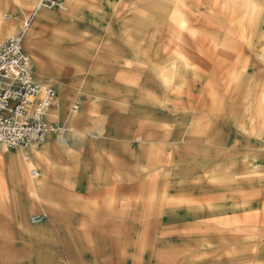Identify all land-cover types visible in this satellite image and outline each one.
Masks as SVG:
<instances>
[{
  "label": "crops",
  "instance_id": "obj_1",
  "mask_svg": "<svg viewBox=\"0 0 264 264\" xmlns=\"http://www.w3.org/2000/svg\"><path fill=\"white\" fill-rule=\"evenodd\" d=\"M88 65L40 58L33 71L56 90L57 102L58 91L67 100L62 123L59 102L49 118L63 138L53 132L17 149L0 143V264H249L253 222L205 231L217 216L189 217L176 202L186 191V165L166 157L171 141L148 126L145 116L155 108L138 91L142 83L153 92L154 77L124 66L121 55L105 61L92 80ZM72 98L80 108H69ZM111 101L104 111L101 102ZM27 162L35 169L29 172ZM198 226L203 233L186 234Z\"/></svg>",
  "mask_w": 264,
  "mask_h": 264
},
{
  "label": "bare ground",
  "instance_id": "obj_2",
  "mask_svg": "<svg viewBox=\"0 0 264 264\" xmlns=\"http://www.w3.org/2000/svg\"><path fill=\"white\" fill-rule=\"evenodd\" d=\"M66 1L71 13L67 19L42 11V6L51 7L41 0L33 8L27 4L36 17L31 27L27 19L18 24L16 17L0 13V39L28 27L26 35L17 38L22 49L24 38L31 50L36 27L58 21L52 29L59 33L55 39L61 45L49 47L50 61L82 68L88 63L93 78L105 61L121 55L124 66L150 73L154 91H143L142 83L138 90L157 108L145 116L153 115L148 126L171 141L166 157L186 165V191L176 202L193 211L189 217L217 216L203 225L205 231H228L244 219L259 223L247 232L251 244L245 250L251 255L249 264H264V0ZM44 50L40 57L31 51L36 67L45 59ZM196 94L204 98L200 110L191 107ZM57 105L56 99L51 117ZM162 105L168 108L163 111ZM26 166L30 172V163ZM197 228L185 232L203 233Z\"/></svg>",
  "mask_w": 264,
  "mask_h": 264
},
{
  "label": "built area",
  "instance_id": "obj_3",
  "mask_svg": "<svg viewBox=\"0 0 264 264\" xmlns=\"http://www.w3.org/2000/svg\"><path fill=\"white\" fill-rule=\"evenodd\" d=\"M41 3L59 7L62 0H41ZM56 99L53 87L35 80L31 58L21 48L20 39L1 42L0 142L9 149H17L44 142L53 132L63 138L62 130L49 120V110Z\"/></svg>",
  "mask_w": 264,
  "mask_h": 264
},
{
  "label": "rangeland",
  "instance_id": "obj_4",
  "mask_svg": "<svg viewBox=\"0 0 264 264\" xmlns=\"http://www.w3.org/2000/svg\"><path fill=\"white\" fill-rule=\"evenodd\" d=\"M8 1H11V3L8 4L7 3ZM38 2H40V0H25V4H22V3H19L18 0H5L4 4H0V7H1L0 13L2 14V16H14V17H16L15 21L18 24L19 23L21 24V20L27 19L28 20V25H29V27H31V26L35 25L36 17L34 15H31L32 12L31 11L29 12V10L26 9V7L31 6L33 3L37 4ZM66 2H67L66 0H62L63 4L61 6H59V7L47 8V7L42 6V11L50 12V13L56 14L58 16H66V19H67V18L71 17V13H69L70 9H69L68 4ZM102 3H103L102 1L99 2V4H102ZM27 4H28V6H27ZM35 4L32 5V8H33V6H35ZM20 6H23L24 9H21ZM5 20H8V19H5ZM58 20H60V19H58ZM43 23L44 24H42V26H39V27L37 26L36 27L37 35L32 37V40H31L32 48H31V50H29L26 47V45L24 44V38L22 39L23 49H24L25 52H27L29 54L31 60H32V52L35 53V54H38L39 57H40V55H41L40 53H42V51L45 48L48 49V50H46V49L44 50L45 59L46 60H50L49 59L50 58V54H49L50 49H49V47H52V46L56 47V45H58V46L61 45L59 42H57L58 40L55 39V37L58 38L59 33L57 32L56 29L55 30L52 29V27L55 26L58 23V21L43 22ZM88 25H89V23L87 22L86 26L88 27ZM28 29H30V28H28V27L26 28L25 27V30H23L22 26H21L20 29H19L18 35L14 36V37H8V38L5 37L3 39H0V42L5 41V40H7L9 38H17V37H20L21 35H22V37H24V35H26V32L28 31ZM114 29H117L116 26H114ZM98 30H99V28H98ZM23 32H24V34H23ZM103 37L104 36H102L101 38L103 39ZM100 42L102 43V41H100ZM91 58L93 59V57H91ZM90 61H89V63H90ZM68 63H69V61L63 62L62 64L68 65ZM32 68H33V71L36 68V65L34 64L33 61H32ZM101 70H102V67H100L98 69V72H101ZM34 74H36V73L34 72ZM98 74H96L95 78H98L97 77ZM95 78H91L90 80L95 79ZM93 86L96 88L95 85H93ZM81 90L84 91L86 89L83 88ZM58 96H59L58 102L60 104V108H59L60 117H59L58 121H59V123H62L63 118H62V115H61V110H63L67 100L65 99V97L62 95L61 92L59 93V91H58ZM194 97H195V99L192 100L193 104H191V107H193L194 110H196V108L198 107V110H200V106H203V104H204V100H203L204 98H203L202 94H200L199 97H198V94H196ZM70 100L73 101V102L71 101L70 104H69V108L70 109H73L74 106H77V108H80V106L78 105L77 101H74L73 98L70 99ZM96 103H97L96 100H93L92 108H97ZM101 103H102L101 107L103 108L104 111H107V110L111 109V107H113L112 105H110V104H113V101L108 102V103L107 102H101ZM206 103H207V105H210L209 102H206ZM203 108H204V106H203ZM208 108H211V107L208 106ZM156 109L153 111V113L156 111ZM152 116H150L149 118H152ZM108 118H110V117H108ZM59 127L62 129L61 126H59ZM29 168L31 170L34 169L35 168L34 164L33 163L30 164ZM252 225H254V227H256V226L259 227V223L258 224L257 223H252Z\"/></svg>",
  "mask_w": 264,
  "mask_h": 264
}]
</instances>
